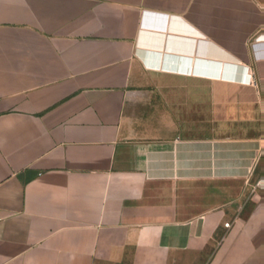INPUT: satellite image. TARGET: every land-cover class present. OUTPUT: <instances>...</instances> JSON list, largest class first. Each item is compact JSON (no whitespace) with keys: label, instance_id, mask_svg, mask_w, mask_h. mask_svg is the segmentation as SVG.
Returning <instances> with one entry per match:
<instances>
[{"label":"crops","instance_id":"obj_1","mask_svg":"<svg viewBox=\"0 0 264 264\" xmlns=\"http://www.w3.org/2000/svg\"><path fill=\"white\" fill-rule=\"evenodd\" d=\"M255 169L264 0H0V264H264Z\"/></svg>","mask_w":264,"mask_h":264},{"label":"rangeland","instance_id":"obj_2","mask_svg":"<svg viewBox=\"0 0 264 264\" xmlns=\"http://www.w3.org/2000/svg\"><path fill=\"white\" fill-rule=\"evenodd\" d=\"M257 169L254 170L249 176L246 182H242L240 185V193L233 196L232 193H226V201H233L231 205L235 211L236 219H243L250 209L251 205L255 201L256 197L260 194L264 188V176L260 175ZM231 185V182H226V185ZM239 184L235 185V189L238 190ZM227 187V186H226ZM233 192V191H232ZM233 196V197H232ZM236 197V198H235Z\"/></svg>","mask_w":264,"mask_h":264},{"label":"built area","instance_id":"obj_3","mask_svg":"<svg viewBox=\"0 0 264 264\" xmlns=\"http://www.w3.org/2000/svg\"><path fill=\"white\" fill-rule=\"evenodd\" d=\"M264 189V188H263ZM226 226H230V223H226Z\"/></svg>","mask_w":264,"mask_h":264}]
</instances>
